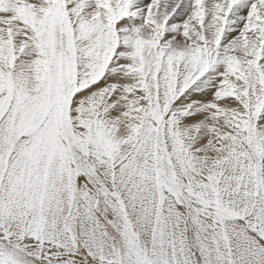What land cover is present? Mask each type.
Masks as SVG:
<instances>
[{"label":"snow or ice","instance_id":"snow-or-ice-1","mask_svg":"<svg viewBox=\"0 0 264 264\" xmlns=\"http://www.w3.org/2000/svg\"><path fill=\"white\" fill-rule=\"evenodd\" d=\"M0 264H264V0H0Z\"/></svg>","mask_w":264,"mask_h":264}]
</instances>
